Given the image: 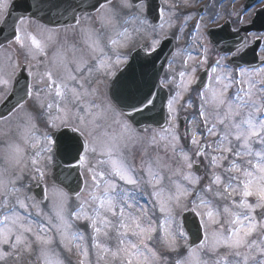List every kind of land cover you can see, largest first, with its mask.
<instances>
[{
    "label": "snow or ice",
    "instance_id": "1",
    "mask_svg": "<svg viewBox=\"0 0 264 264\" xmlns=\"http://www.w3.org/2000/svg\"><path fill=\"white\" fill-rule=\"evenodd\" d=\"M46 2L37 0L35 7L39 10ZM33 7L31 0H0V24L8 22L11 9L29 13L16 18L14 42L27 49L32 60L37 54L47 60V44L27 30L36 15ZM93 7L98 11L99 28L94 29L88 17L84 25L74 18L81 40L60 45L26 93L43 110V130L29 120L17 126V140L0 147V259L31 254L35 245L37 264H64L61 250H75L81 257L78 264H93V255L95 264H161L162 254L154 244L159 240L176 253L174 264H264V51L258 56L260 66L254 67L245 60L249 45L242 40L219 57L210 71L205 69L207 82L200 83L196 73L208 64L211 33H200L198 22L195 30L205 55L189 67L193 59L189 54L182 69L164 82L178 88L167 99L166 126L159 135L164 152L170 155L149 158L137 169L124 151L130 141L144 138L135 136L124 117L131 118L127 109L141 115L151 112L156 98L151 89L144 91L146 64L138 70L129 62L119 51L127 47V40L118 38L130 35L124 25L135 21L145 27L149 22L133 0L118 4L104 0ZM158 27L163 29L164 23ZM44 31L51 41L52 30ZM160 43L154 38L141 50L151 55ZM8 84L0 74V87L6 89ZM194 84L199 85L198 119L194 116L191 130L184 133L191 145L186 150L174 123L175 105ZM192 106L190 99L186 107ZM105 127L112 131L101 132ZM148 143L156 145L157 136ZM61 157H70V166L75 161L76 203L70 206L68 192L53 189L60 200L49 215L22 195L25 186L21 182L27 176L40 183L45 169ZM194 164L197 170L207 169V182L192 172ZM32 209H36L35 216ZM177 209L199 217L201 235L195 242H188L183 222H177ZM76 222H84L89 235L75 228Z\"/></svg>",
    "mask_w": 264,
    "mask_h": 264
},
{
    "label": "rangeland",
    "instance_id": "2",
    "mask_svg": "<svg viewBox=\"0 0 264 264\" xmlns=\"http://www.w3.org/2000/svg\"><path fill=\"white\" fill-rule=\"evenodd\" d=\"M177 0H163V18L161 23H164V28L160 29L156 24L154 25L150 19L146 15V5L140 4L136 8L143 9V15L147 17L148 19V26L142 27L133 21L130 24L124 25V27L128 28L129 36L125 38H118V39H126L127 40V47L119 48L120 53L123 56L128 57L129 59V53L133 50H136L137 48L141 46H148L151 44V41L155 39H160L162 41L163 38H167V36H174L176 38L177 42V50L173 56L172 61L169 64L168 71L165 75L164 82L170 78L173 74V71H179L182 69V62L184 59H187L189 54L193 57L192 60H189V67H191L193 64H198L199 61L203 58L205 53L200 47V43L202 42L201 36L199 34H195L193 36L190 35V33L193 32L192 28L193 26H190L188 24V21L192 17H194V14H187V16L184 14L185 10L187 9L188 5L195 4L193 3H187L180 1L178 3ZM113 3L118 4L119 0H114ZM174 6V7H173ZM111 5H106V8H110ZM119 11V9H117ZM174 13V15H173ZM98 15L94 14V16H87L89 18L88 23L94 28L98 29L99 24L96 22L95 18ZM82 22L81 25L85 24V18L81 17ZM187 18V19H186ZM171 22V27H169V23ZM160 23V24H161ZM201 24V23H200ZM210 25V22L208 20L203 19V23L201 24L200 33H206L207 26ZM41 26V25H40ZM139 28V31H134V29ZM153 28H155V31H153ZM27 30L35 33L37 35V38L44 41L47 44L46 52L49 53V56L52 58L53 53L60 47V45H70V39L72 36H75V42L78 43L81 39H78L80 37V26L76 25L74 27L64 29V30H56L51 32L52 40L48 41L47 36L48 32L44 31V28L39 27L36 23H28L27 24ZM123 30L122 28L120 29ZM58 32V33H55ZM194 33V32H193ZM114 35V33H111ZM69 41V42H68ZM74 41V40H72ZM71 41V42H72ZM82 46V45H78ZM69 53L68 58L72 57V52L69 49L67 51ZM51 54V55H50ZM79 55V53H77ZM208 64L198 67L196 77L198 74V71L204 70L208 67H211V63L214 64V62L220 57L218 53H216L210 46L208 45ZM45 58L42 54H37V57L35 60H31V58L28 56L27 49L21 48L17 44L10 43L6 45L5 47H2L0 49V74H3L6 79L9 80L8 87L6 89L0 87V103L5 99V97L8 95L10 90L12 89L13 84V78L18 71L20 64H26L28 70L32 72V88L36 85V74L42 73L45 71L46 65L49 61L43 59ZM114 59V58H113ZM41 61H44V63H40ZM124 65L121 64L119 67H123ZM178 79V78H177ZM166 84V83H165ZM168 85V84H167ZM171 87L172 92L174 95L176 91H178V88L175 85H168ZM101 88H103V85H101ZM199 88L196 87V84L192 86V89L188 91L187 93L183 94V99L179 101L175 108L177 110L176 120L175 124L177 125V133L181 136V145L185 147L186 150L191 149V145L189 144L190 137L185 138L184 133L186 130H191L192 125L189 123L193 120L194 116L198 115L196 112V108L199 104V99L197 96ZM192 100L193 106L192 107H186V103L188 100ZM46 117L43 116V110L39 109L38 106L34 102V98L30 97V99L24 104L22 107H20L17 111L12 113L10 117H8L5 120H0V147H2L3 142L5 141H12L18 139V128L17 126H23L24 124L28 123L29 120H31V123H35L37 127L40 130H43L44 128V120ZM124 119H126L124 117ZM127 120V119H126ZM184 123L185 129L183 131H180V126ZM130 123V122H129ZM115 127V126H113ZM183 127V126H182ZM183 127V128H184ZM132 128L135 130V136L136 137H143V140L134 139L128 143L127 148L124 151V154L128 160V162L136 167L137 169L140 168L141 162L148 160L149 158L155 159L157 155H159L162 158H166V155H170V153L166 154L163 150V141H159V135L160 131L159 129H147L144 132L138 131L134 128L132 125ZM101 132L108 131L111 132L112 128H101ZM153 135L157 136V144L156 145H150L148 143L149 138H151ZM211 139V138H209ZM22 143V142H21ZM194 151V149H193ZM32 150L28 149V155H31ZM203 164H207V161H203ZM31 167V166H30ZM54 163L49 165L45 171V179L41 181L40 183H37L35 180H30L27 176L26 178L21 182L25 187L23 188L22 195H26L29 197V203L35 202L39 209L42 210L44 213L52 215V209L53 205L56 203H59L60 197L58 192H54L53 189H62L60 186H57L50 181V176L52 175ZM195 167V164H194ZM193 167L192 172L202 177V183L207 182L208 174L207 169L205 167H202V172L198 173L195 168ZM137 175H142V173H137ZM41 185H44L46 190V200L40 201L36 195L35 190L39 189ZM18 187L21 185L18 184ZM131 187V186H128ZM64 190V189H63ZM65 191V190H64ZM67 192V191H65ZM70 206H74L76 203L75 196H71ZM148 197L145 195L144 199H147ZM144 199L143 203H144ZM177 212L180 214L176 217L177 222H183L182 220V214L184 212H180L179 209H177ZM33 216L36 215V209H32ZM37 219H40V217H36ZM75 228H77L80 231L85 232V235H89L90 229L86 228V224L84 222H76ZM185 231H187L185 229ZM189 242V241H188ZM183 243L182 241L180 242ZM154 244L157 248V250L162 254V260L161 264H174L175 259L177 258L176 253H171L167 250V248L164 246V244L157 240L154 241ZM58 245L54 244L53 247H57ZM33 252L31 254L24 252L22 255L17 258L16 256H9L6 259H0V264H37L36 260V246L33 245ZM4 251H9L7 246L3 247ZM62 256L64 259V264H78V261L81 259V257L73 250V252L68 253L63 250ZM90 259H92L93 264H95V257L90 256Z\"/></svg>",
    "mask_w": 264,
    "mask_h": 264
},
{
    "label": "water",
    "instance_id": "3",
    "mask_svg": "<svg viewBox=\"0 0 264 264\" xmlns=\"http://www.w3.org/2000/svg\"><path fill=\"white\" fill-rule=\"evenodd\" d=\"M18 2L19 0H17V3ZM31 3L34 5L32 11L36 13L33 18L40 19V21L48 25L61 26L64 24L75 23L76 20L74 18L83 11L92 12L97 10V8L93 6L96 5L98 7V4L104 3V0H47L46 3L40 6L39 10L35 7L37 0H31ZM53 3L56 5V8L52 5ZM62 3H65L66 6H63ZM155 3H158V1L155 0ZM11 12L12 15L8 18V22L0 26V28L3 29V31H0V46L10 42L14 38L13 24H18L16 18L21 15H24L25 17L29 15V13H22L18 8L11 9ZM227 34L233 36L230 31ZM173 51V42L167 41L157 50V52L155 51L151 53V55H146L143 51H137L133 56L132 63L137 66L138 70L141 64H146L144 91L147 92L151 89L156 98V107L151 112H146L141 115L132 112L131 109H127V111L131 113L130 120L137 129L140 128V130H144L148 126L158 128L166 126L165 109L170 91L169 89L161 87L160 80L164 74L168 59ZM28 85L27 78L22 75L16 83L13 93L0 109L1 118L12 113L22 101L24 102L27 99L28 96L26 93L28 91ZM69 160L70 157H61L57 159V164L54 170V181L74 195V190L78 189L77 170L74 167L75 161H72L70 166L68 163ZM40 196H42V193ZM185 219L187 230L191 234H194L195 231L197 232L196 237L193 238V243L201 235L199 221L196 219V216L194 218V216L190 214L186 215Z\"/></svg>",
    "mask_w": 264,
    "mask_h": 264
},
{
    "label": "flooded vegetation",
    "instance_id": "4",
    "mask_svg": "<svg viewBox=\"0 0 264 264\" xmlns=\"http://www.w3.org/2000/svg\"><path fill=\"white\" fill-rule=\"evenodd\" d=\"M185 2V0H180ZM250 0H189V6L202 5L198 10L199 14H204L208 11V17L218 24L225 20H230L234 25H244L249 23L254 16L256 9L264 6V0H257L256 4L251 9H244L247 2ZM242 8L246 12L247 18H243L239 9ZM248 45L253 44L257 38L262 37L261 51H264V32H258L255 29L246 34Z\"/></svg>",
    "mask_w": 264,
    "mask_h": 264
},
{
    "label": "bare ground",
    "instance_id": "5",
    "mask_svg": "<svg viewBox=\"0 0 264 264\" xmlns=\"http://www.w3.org/2000/svg\"><path fill=\"white\" fill-rule=\"evenodd\" d=\"M141 203H143V200L141 199V201H140Z\"/></svg>",
    "mask_w": 264,
    "mask_h": 264
}]
</instances>
